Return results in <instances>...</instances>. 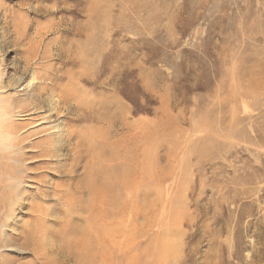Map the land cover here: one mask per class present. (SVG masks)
Masks as SVG:
<instances>
[{"label": "rangeland", "instance_id": "obj_1", "mask_svg": "<svg viewBox=\"0 0 264 264\" xmlns=\"http://www.w3.org/2000/svg\"><path fill=\"white\" fill-rule=\"evenodd\" d=\"M84 50L94 55L80 62ZM55 51L57 61L42 58ZM68 57L73 64H61ZM49 62L90 105L92 119L72 122V133L113 129L90 139L105 150L113 174L103 181L114 188L103 214L92 210L76 181L83 154L71 162L59 145L15 140L0 150V264H72L57 251L71 247L65 221H50L66 215L80 238L84 226L103 225L89 234L101 232L93 256L105 264H264V0H0V92L25 90ZM47 96L19 107L42 124L25 133H63L78 103H58L55 91V115ZM103 104L115 127L97 120ZM68 186L83 196L70 191L66 201Z\"/></svg>", "mask_w": 264, "mask_h": 264}, {"label": "bare ground", "instance_id": "obj_2", "mask_svg": "<svg viewBox=\"0 0 264 264\" xmlns=\"http://www.w3.org/2000/svg\"><path fill=\"white\" fill-rule=\"evenodd\" d=\"M88 51L89 50L82 51V56L80 58V62L82 61L83 58L87 57L88 59H90V57L92 55H94L93 54L94 50H92L90 53H88ZM83 56H85V57H83ZM44 57L47 58L49 61H51L53 59H54L53 61H55V60L57 61L60 56H59V53L53 52L48 57L43 56L42 58H44ZM72 61L74 62L75 60L70 59L68 57L64 61H62L61 64H63V65L73 64ZM45 65H47V66L44 69H46L47 71L45 70L46 72L44 74L37 75L36 70H34V72L32 71V75L26 83V89L25 90L23 88L20 89L22 91L24 90L23 92H20V90L14 91L13 94L0 92V150L6 149L7 147H14L15 146V144H14L15 140H18L21 138V140L23 142H25L26 139H29V141H27L26 143L29 144V147L31 149H33L35 147V145H36L35 142H37V143L39 142V144H40V142H42V143H52L55 146L59 145L58 149H65L67 151V154L69 155V160L71 162H75L76 158L79 159L81 157V154H83V159H85V164L83 166V172H82L81 176H79L76 181H77V184L79 186V189L83 185H85L91 191L92 198L90 201H86V205L88 206V208H90L92 210H93V208H99L103 214L102 209L104 208V203H105L104 195L106 196V190L114 188L113 186H110L106 189V186H105L103 179H104V176H108L109 174H113V172L106 171V162L107 161L104 158L105 157L104 156L105 150H103V151L100 150L98 152H95V150L93 148L94 143L90 138L92 136L100 137V138H108L107 136H108L109 132L112 131L113 129L111 130V128H107V129L105 128L104 131L103 130L94 131L93 135L87 134V136L84 133L82 135H80V134L74 135L72 133L74 131H72L70 129V127H71L70 124L72 122L74 123L75 121L87 122L88 120H91L92 118H91L90 114L87 112V109H88V107H90V105L84 106L85 109H84V107L80 106L79 102L81 101V99H80L81 97L79 96V94H73L72 93L75 85H73L71 83L70 79L68 82L64 83V85L59 84L58 80L61 81L63 79V76H64V74H61L59 71L60 67L58 68L55 65V63H53V62L46 63ZM38 66H39L38 68H40L42 66V64H38ZM101 71H103V70L101 69ZM1 79L2 78H1V70H0V84L2 81ZM85 82L87 84H89L91 81L85 79ZM0 89H1V87H0ZM105 90H107V89H105ZM55 91H57L59 94V96L57 98L58 103L61 101L68 103L71 100L76 101L78 103V105H74L72 102L71 106L67 107V116H66V120H64L65 123H64L63 133L58 135L56 130L53 129V127H55V126L50 127L49 130L48 129L44 130L43 136L39 135V136H37L38 138L34 136L38 132H34L31 134L30 131H28L27 133H25L27 130L26 127H28L29 129L32 130L35 128V126H37L39 124L42 125V124L37 122V121L32 120L33 122H36L34 125H32L33 122H30L27 120L30 117L29 115H31L33 113V111H31L29 113H24V112H22V110L20 108L24 107L25 104H28V103L30 104V100L32 103H34V101L32 100L31 97L35 92H37V97L39 99L42 98L41 102L43 101V98H44L43 94L46 93L48 95L47 97H49L48 102L46 104L51 106V107H49L50 108L49 111L50 112L54 111V114L56 115V113H58V108H57L58 103H57V100L54 96ZM45 99H47V98H45ZM12 100L14 101V103H17L18 105L16 104L17 110L14 111L13 113H10L12 111L13 106H14L13 105L14 103L12 102ZM38 107L40 108L41 105ZM102 107H105L104 104L102 105ZM106 111H107V107H105L104 113H102L97 120L99 122H102L103 118L106 117L108 119L107 124L111 125V127L112 126L115 127L116 122L113 120H110L111 118H110L108 112H106ZM44 113L46 114L48 112H44ZM83 114H86V116L84 117ZM51 115L52 114L49 113V114H46L42 118L48 119V118H51ZM15 121H19V124H15L16 123ZM105 121H107V120H105ZM46 122H48V124L52 123V121H50V120H47ZM120 123L124 126H127L126 123L122 122L121 120H120ZM40 131H41V129H40ZM39 133H42V132H39ZM32 135L34 136V138H31ZM35 138L38 140L33 142V140H35ZM118 140H120V139H118ZM100 144H101V142H100ZM96 146L99 147L98 144H96ZM100 149H102V144L100 145ZM53 150H55V152L51 151L50 149L37 150V151H34L33 153H31V156L35 158L37 156L49 155L50 152H51V154H55L57 147H55V149H53ZM90 151H92V154H93L92 159L90 157ZM124 153H126V152H124ZM88 156L90 157V159L87 158ZM93 167L96 170L95 172H93ZM69 174L71 175V177H73L72 171L69 172ZM114 176L115 175H113V177ZM56 186H58V185L56 184ZM79 189L76 186L74 187V189H70V186H68V189H67L68 192L67 191L64 192V188H63L61 194L63 193L62 195L64 196V199L69 202L73 199L74 195H72V193L76 194L78 192L80 196H83L81 194L82 191ZM39 194L41 195L40 196L41 199H43L46 196L45 192H44V194L41 192ZM54 195H55V191H53V193H51L52 197ZM54 201H56V202L62 201L63 204L65 203V201L62 199L61 196L55 198ZM41 209H42V213L48 214L49 210L47 208H46V213H45L43 208H41ZM91 212L93 214V211H91ZM91 212H89V213H91ZM89 216H90V214H89ZM50 221L53 222V224L54 223L55 224H61L62 222L65 221L64 225H63L65 227L63 228L62 232H60L62 235V238H65L69 233H71V235L68 238H66L71 243V247H69L68 249H62L63 247H59V249L57 250V251L60 250V252H61V256H62L61 261L63 263L71 261L72 264H85V263L105 264L104 260H102L101 255L93 256L94 252H93L92 246H96V249L103 247V243L101 242V240H102L101 239V232L96 233L97 235H95L96 237L93 239V238H91V236L89 234V228L91 226L90 227L84 226L83 234L80 238V235H81L80 231H78L74 235V226L71 224V221L69 220L67 215L61 222H58L56 219H51ZM92 226H93V227H91L92 233L97 232V230L93 231L95 228L96 229L103 228V225H98L97 223H93ZM68 227L70 229H68ZM103 230L104 229H102V232H103ZM25 236H27V238H29V236H31L30 231H28L25 234ZM51 236H52V234H51ZM74 236L75 237L77 236L76 238H78V239L80 238V239L76 240L74 238ZM78 241H80V242L78 243ZM40 247H42V246L39 245V246H36L35 248L32 249L33 250L32 253L34 254V258L36 256L38 257L40 255V251H41ZM45 247H47V246H45ZM46 249L48 250V247ZM50 250L51 249H49V252H50ZM58 263L62 264L60 261H58ZM4 264H7V262H5Z\"/></svg>", "mask_w": 264, "mask_h": 264}]
</instances>
